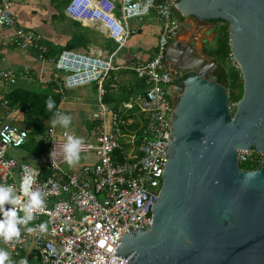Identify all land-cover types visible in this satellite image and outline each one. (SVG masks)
I'll return each instance as SVG.
<instances>
[{
    "label": "built area",
    "instance_id": "built-area-1",
    "mask_svg": "<svg viewBox=\"0 0 264 264\" xmlns=\"http://www.w3.org/2000/svg\"><path fill=\"white\" fill-rule=\"evenodd\" d=\"M13 0H0V26L13 28V44L23 50H39L40 36L25 29L18 20ZM173 0H69L66 14L84 25L97 24L102 32L118 46L113 52L97 48L91 51L66 49L54 62L61 79L59 91L96 83L100 107L93 115L101 121L95 142L82 141L81 153L94 154L95 163L83 166V175L68 173L61 152L68 133L58 137L54 129L48 132L50 151L42 167L19 161L9 155L10 148L27 144L29 130L14 123L0 126V184L15 186L21 194L23 167H31L37 173L33 188L42 190L45 204L38 211L29 227L47 223V232L28 233L21 226L18 240L3 245L10 257L5 264H13V257H20L24 250L35 248V257L41 264H127L128 259L116 256L120 239L125 233L137 229L150 230L154 221L153 208L164 184V169L168 161L170 121L174 106L167 92L170 74L166 67V53L170 43L179 33V21L175 15ZM156 14L160 23V35L155 55L147 61L118 66L115 58L126 46L133 34L129 20ZM44 59V56L41 57ZM229 61L240 69L233 52ZM130 69L144 81L145 89L129 102L125 110L138 106L142 112L141 133L129 131L136 141V160L132 161L121 142V112L104 103L108 93L105 82L113 72ZM1 76L11 83L17 74L2 71ZM117 90L116 83L111 85ZM111 116L112 131L105 130V118ZM134 118L129 117L127 124ZM54 148L55 166L50 156ZM80 153V154H81ZM240 165L264 166V152L238 151ZM44 169V170H43ZM22 195V194H21ZM6 207H11L6 205ZM19 207V206H17ZM21 216L22 212L19 213Z\"/></svg>",
    "mask_w": 264,
    "mask_h": 264
},
{
    "label": "water",
    "instance_id": "water-1",
    "mask_svg": "<svg viewBox=\"0 0 264 264\" xmlns=\"http://www.w3.org/2000/svg\"><path fill=\"white\" fill-rule=\"evenodd\" d=\"M191 25L229 22L244 79L233 114L229 72L207 57L177 81L168 161L150 230L120 239L127 264H264V166L241 167L238 151L264 152V0H173ZM208 62V63H207Z\"/></svg>",
    "mask_w": 264,
    "mask_h": 264
},
{
    "label": "crops",
    "instance_id": "crops-1",
    "mask_svg": "<svg viewBox=\"0 0 264 264\" xmlns=\"http://www.w3.org/2000/svg\"><path fill=\"white\" fill-rule=\"evenodd\" d=\"M63 0H13V6L17 11L18 20L20 24L27 30L35 32L38 36H40V44L43 45L41 42L42 39H45L47 42L60 45L65 47L68 42H70L72 38L73 28L70 26L68 21L63 20L62 16H68L66 14V8L64 11H58V7L62 4L63 8L64 3ZM69 0H67L66 4H68ZM156 16V15H155ZM69 17V16H68ZM70 18V17H69ZM73 20V19H72ZM81 23V22H80ZM84 25V24H83ZM91 28L93 31H100V27L95 25H84ZM143 30H147L149 34H154L159 39L160 35V23L158 21L157 16L154 18V23L152 25H147ZM103 33V32H102ZM142 34V31H139ZM93 34V33H92ZM15 35V30L13 28H5L0 26V73L5 70L14 71L17 74V80L14 83L6 81L0 74V126L4 122L14 123L19 125L25 129H28L30 134L35 126V124L40 123V120L35 118H31L27 120L25 118V114L17 107H13L10 103L8 98H5L11 91L16 88L24 87L29 88L30 86H35V88L43 90L46 89L49 85V82L52 76H57L58 74L55 71L54 67V59L46 60L45 58L42 59L41 57L44 54L41 52L37 54L35 51L37 50H23L21 48L16 47L12 39ZM134 36V32L131 38ZM147 37V36H143ZM130 38V39H131ZM214 38V37H212ZM130 39L126 46L122 48L116 58L115 63L118 66H128L132 65L134 62L137 61H147L153 58L156 51H152L151 46L156 43L158 44V39L156 38L153 41H149V44L146 46H141V39L138 40V45L140 48V56L137 57L136 55L132 54L133 51V43H130ZM150 46V47H149ZM158 46V45H157ZM157 46L156 49L157 50ZM95 44L90 45L88 50L97 49ZM81 50H86L84 47H80ZM127 51V52H126ZM125 52L126 56H125ZM118 61V63L116 62ZM123 70V69H121ZM119 70L116 73L115 80H119V82H128L131 80V75L125 74ZM130 70V69H125ZM132 71V70H131ZM134 72V71H133ZM135 73V72H134ZM119 77V78H118ZM111 76L107 79L110 80ZM115 82L116 84L118 82ZM91 84V83H90ZM112 84V83H111ZM86 84L84 86H79L72 89H65L63 91L64 98L61 103L60 112L69 114L72 117V123L69 128L64 129L62 127L56 126L55 128L52 126L49 129H54L55 134L58 137H63L64 133L71 134V130L73 129L74 125H79L80 134L79 136H85L88 140L94 139L99 134V129L101 127V121L95 120L93 115L98 111L100 107V98L99 94L97 93V101L86 96L85 90L82 91V94H77V90L83 87L88 86ZM69 92V93H68ZM98 92V90H97ZM114 92V91H109ZM136 95L138 92L135 93ZM134 94V95H135ZM135 95V96H136ZM105 104L115 106L114 103H109L104 100ZM94 108H91V107ZM90 108V109H89ZM88 111L91 114L93 121H90L88 117H82V111ZM86 121H85V120ZM90 122V123H89ZM105 130L112 131V120L111 116L107 115L105 118ZM90 128H94V132L90 130ZM46 130L43 134L44 140L48 142H37L36 144H32L30 149L27 150L25 147L22 148H10L9 155L17 158L19 161L22 162H29L32 165L37 167H42L44 164V158L48 157L50 143L49 137L46 136ZM29 142V140H28ZM31 143V142H30ZM97 158L94 154H90L86 160L81 161L80 163L77 162L75 165L69 166L67 163L65 164V170L68 173H77L83 175V166L86 163H95ZM1 243L3 244V239H0ZM0 249H2L0 247ZM6 251V250H5ZM24 254L20 257H13V264H19L21 259H26L28 264H41L38 260L35 253L34 246L31 248L23 251ZM8 257H10L8 253Z\"/></svg>",
    "mask_w": 264,
    "mask_h": 264
},
{
    "label": "trees",
    "instance_id": "trees-1",
    "mask_svg": "<svg viewBox=\"0 0 264 264\" xmlns=\"http://www.w3.org/2000/svg\"><path fill=\"white\" fill-rule=\"evenodd\" d=\"M66 2L67 0L62 1V3H64L65 6L63 8V11L67 6ZM175 15L179 17L180 14L175 11ZM62 17H63L62 19L65 20V15H63ZM219 21H221L222 23L219 24V28L217 30V35H216L217 41L216 43H213V45L210 46L208 53L217 60L220 61L223 60V63L225 64L226 62L227 63L229 62V56L232 52L231 29L229 22H225L222 20ZM72 26H73L72 38L65 47L49 43L45 39L41 40L42 41L41 43L47 47V51L44 52V58L46 60L48 61L51 59L56 60V58L62 53V51L66 49L74 50V49H80V47H84L86 48V50H88L89 46L93 44L100 45L102 48H105L109 52H113L114 50H116L117 47H115L114 41L111 38H108L104 33L100 31H93L91 28L84 26L82 23L75 20H73ZM35 52L37 54L41 53L38 50ZM229 69H230L228 71L229 93H230L231 107L233 109V114H234L236 109V104L239 102V100L243 97L244 94V79L241 70L236 69L234 66L231 65L230 62H229ZM121 71L128 75H135L137 77V81L119 82V80L118 81L115 80L116 73L113 72L111 74V79L105 82V86L108 90V93L104 97V100L111 104L114 103L115 109L117 111H120V109L122 110L121 118L123 121H125L124 124H121V128L123 132L129 129V131L131 132L140 134L141 126L138 123H136L135 118L137 116L142 117L143 116L142 112L139 110L138 106H134V108H132L131 110H125L124 103L129 102L132 98L135 97L134 94L137 91L139 90L143 91L146 86L144 81L141 80L133 71L125 70V69ZM60 81L61 79L59 77L52 76L49 85L46 89L40 90L37 88L30 89L28 87L27 88L19 87L11 91L5 97L9 99L13 107H17L24 112L25 118L27 120H30L31 118L40 120L39 121L40 123L35 124L31 134L29 132V138H28L29 142H27V144L23 146L27 150L30 149V146L32 144H36L37 142H39L38 138L40 136L43 137V134L45 133V129L41 124V120L44 119L46 121H52L54 112L57 110L60 111L61 103L64 98V93L58 90ZM116 81L118 82L117 83L118 88L117 90H114V92L116 93L113 92L110 93L109 91H112L111 85L114 84ZM49 96L53 98L56 104L55 108L52 111H49L46 106V100ZM129 117L134 118V122L132 124L126 123ZM49 130L47 132H49ZM47 135L48 133H46V136ZM46 158H44V160ZM244 166H246V168L245 167L244 168L248 170L256 169V166L253 165H244Z\"/></svg>",
    "mask_w": 264,
    "mask_h": 264
},
{
    "label": "clouds",
    "instance_id": "clouds-1",
    "mask_svg": "<svg viewBox=\"0 0 264 264\" xmlns=\"http://www.w3.org/2000/svg\"><path fill=\"white\" fill-rule=\"evenodd\" d=\"M46 106L52 111L56 104L51 96L46 100ZM52 126L69 128L72 123V117L69 114L55 111L52 118ZM82 150V140L79 137L68 135L62 143L61 152L64 161L69 165H75L80 159ZM55 166L54 148L50 153ZM37 173L31 167L25 165L23 167V175L21 178V194H17L14 185L0 184V239L8 242L14 239L18 240L21 236V226L28 233H34L39 230L40 233L47 232V223H40L36 227H29L32 220L35 219L38 211L44 206L45 193L40 189L33 188ZM10 205L11 207H6ZM19 206V207H17ZM22 212L21 216L19 213ZM8 260V253L0 249V264H5ZM19 264H28L26 259H21Z\"/></svg>",
    "mask_w": 264,
    "mask_h": 264
},
{
    "label": "flooded vegetation",
    "instance_id": "flooded-vegetation-1",
    "mask_svg": "<svg viewBox=\"0 0 264 264\" xmlns=\"http://www.w3.org/2000/svg\"><path fill=\"white\" fill-rule=\"evenodd\" d=\"M177 18L179 21V33L170 43L166 53V67L170 74V85L167 88V92L172 103V98L177 94L176 90H180L182 87V84L177 80L187 78L192 73L191 70L184 68L194 65L200 68V65L207 61L208 56L215 59L209 55L208 50L213 45L219 24L222 23L219 20H215L197 22L195 25H191L189 21L181 18L180 15ZM217 61L222 63L220 60Z\"/></svg>",
    "mask_w": 264,
    "mask_h": 264
},
{
    "label": "rangeland",
    "instance_id": "rangeland-1",
    "mask_svg": "<svg viewBox=\"0 0 264 264\" xmlns=\"http://www.w3.org/2000/svg\"><path fill=\"white\" fill-rule=\"evenodd\" d=\"M58 11H62L63 10V5L61 4L58 8ZM156 14H154V13H151V14H149V15H146V16H144L143 18H133V19H130L129 20V23H130V27H131V29L134 31V36L130 39V43L132 44L133 43V51H132V54H134V55H136L138 58L139 57H141L139 54H140V52H141V50H140V48H142L141 46H146L147 47V45L149 44V41H153V40H155L156 38L158 39V37H156L154 34H149L148 32H147V30H143L144 28H145V26H147L148 24L149 25H152L153 23H154V18L156 17L155 16ZM177 17V16H176ZM178 19V18H177ZM65 20L66 21H68V23L70 24V26L71 27H73L72 26V23H73V20L71 19V18H69L68 16H65ZM139 31H142V34H140L139 33ZM211 34V33H210ZM143 36H147L146 38L145 37H143ZM141 39V40H140ZM138 40H140L141 41V46L140 45H138ZM216 41H217V39H216V36H215V38H214V41H213V43H216ZM115 43V42H114ZM158 44H156V43H154L152 46H151V48L150 49H152V51H156L155 49H156V46H157ZM97 47H99V48H102L100 45H96ZM118 45L115 43V47H117ZM150 47V46H149ZM102 49H104V50H106L105 48H102ZM127 52V51H126ZM123 53H125V52H123ZM125 56H126V53H125ZM116 62L118 63V61L116 60ZM222 63H223V60L221 61ZM230 62V61H229ZM229 62L227 63H223L224 64V66H225V68L229 71L230 69H229ZM131 82H133V81H137V77L135 76V75H131ZM119 78V77H118ZM119 81H120V78H119ZM30 89H36L35 88V86H30L29 87ZM83 90H85V93H86V96H88L89 98H91V99H93L94 101H97V85H96V83H91V84H89L88 86H86V87H83V88H81V89H78L76 92H77V94H82V91ZM140 91H142V90H139V91H137L138 93L140 92ZM69 93V92H68ZM112 93V92H111ZM113 93H116V92H113ZM116 95H119V94H116ZM136 95V94H135ZM124 105H125V107H126V103H124ZM91 108H94L93 106L91 107ZM90 109V108H89ZM68 114V113H67ZM82 117H88V119L90 120V121H93V119H92V117H91V114H89V112L88 111H86V110H84V111H82ZM136 123H138L140 126H142V117L141 116H137L136 118ZM85 120V119H84ZM86 121V120H85ZM90 123V122H89ZM41 124H42V126L44 127V129H48L49 130V128L50 127H52V123H51V121H46V120H41ZM90 130L91 131H93L94 130V128H93V130H92V128H90ZM129 131V129H127V130H125L124 132H122V134H121V142L123 143V145H125L126 146V151H127V153H128V155L130 156V159L132 160V161H134V160H136V158H137V155H136V153H135V149H136V141H133L132 140V138H131V135L130 134H127V133H129L128 132ZM94 132V131H93ZM46 133H48L47 132V130H46ZM81 132H80V128H79V125H77V124H75L74 125V127H73V129L71 130V134L70 135H73V136H76V137H79L82 141H92V142H95L96 140H94V139H87L85 136H79V134H80ZM39 139V141H41V142H48V141H46V140H44L45 139V137L43 138V137H39L38 138ZM90 154H88V153H81L80 154V159H79V163L81 162V161H83V160H86L87 158H88V156H89ZM243 166V168L245 167L246 168V166H244V165H241V167ZM244 168V169H245ZM0 247L3 249V250H5V247H4V245L1 243V240H0Z\"/></svg>",
    "mask_w": 264,
    "mask_h": 264
}]
</instances>
